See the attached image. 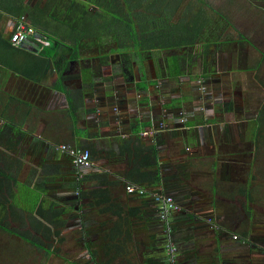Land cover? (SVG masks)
Listing matches in <instances>:
<instances>
[{"label": "crops", "instance_id": "obj_1", "mask_svg": "<svg viewBox=\"0 0 264 264\" xmlns=\"http://www.w3.org/2000/svg\"><path fill=\"white\" fill-rule=\"evenodd\" d=\"M246 1L229 0L228 8L232 13L237 11L233 17H242L248 33L235 30L234 38L223 37L217 41V31L206 29L210 39L208 37V46H204V72L189 78L196 92L197 81L203 82L205 95L199 97L191 91L184 94L178 87L173 89L172 83L178 78L166 70L165 76L152 79L157 80L154 86L137 80L136 86L143 91L138 99L119 98L112 96L113 93L101 99L99 107L104 127L93 126L95 115H88L87 104L74 105L75 80L64 73L68 68L64 76L56 71L51 46L16 47L13 68H19L18 73L0 65V99L4 101L0 103V115L19 117L23 129L33 136L11 155L14 159L27 157L25 164L34 169L33 183L42 176L44 166L61 164L59 174L62 176L67 170L60 152L56 154L48 146L62 143L80 148L87 141L95 143L94 166L105 164L104 170L111 173L112 179L121 178L129 168L130 159L128 154L115 151L119 148L117 138L129 136L130 131L138 127L141 132L156 131L154 136L146 137V141L158 145L162 184L154 189L145 188L149 194L140 196L129 194L127 183L116 194L125 203L126 213L136 211L128 228L132 238H126L125 243L118 238L108 241L103 234L94 233L93 252L98 253L85 248L78 255L63 257L64 264H97L105 257L106 248L102 246L110 248L114 256L113 244L118 242L122 246V257L117 259L124 258L128 264H171L165 253L169 241L177 248L175 264H261L264 223L255 219L252 205L256 198L261 200L258 187L261 191L260 182L264 177V0ZM25 3L31 7L35 2L25 0ZM242 11L246 15L242 16ZM213 14L218 16V21L226 23L222 22L223 16L232 26L228 16L213 6L209 23L215 19ZM16 22L4 13L0 29H4L5 36ZM140 67L145 68L141 64ZM80 75L79 84L91 80L89 69ZM129 75L135 77L132 67ZM157 86L161 87L160 93H151ZM34 100L43 102L42 106ZM62 108L70 110L73 123L81 127L77 124L75 128L57 126L53 118ZM112 109L115 110L113 117L109 116ZM72 110H78L77 115ZM181 113L187 119L184 125L180 124ZM1 121L5 123L4 119ZM162 122L166 126L164 130L159 129ZM96 135L98 137L94 138ZM37 139L41 140L40 144ZM101 139L106 142L99 141ZM109 157L112 164L107 163ZM101 161L106 162L100 164ZM50 176L52 180L57 174ZM154 192L173 196L182 206L181 212L169 217V225L160 219L158 205L151 197ZM90 214L86 217H92ZM88 221L89 227H96V221ZM71 224L68 222L66 227ZM167 228H170L169 233ZM115 262L113 264L118 263Z\"/></svg>", "mask_w": 264, "mask_h": 264}, {"label": "trees", "instance_id": "obj_2", "mask_svg": "<svg viewBox=\"0 0 264 264\" xmlns=\"http://www.w3.org/2000/svg\"><path fill=\"white\" fill-rule=\"evenodd\" d=\"M194 1L200 4L199 9L189 13L188 9L182 10L183 0H146V6L136 0H54L55 9H50L49 6L40 8L39 3L40 14L38 18L37 16L33 18L32 8L26 5L25 0H0V11H2L0 24L4 13L15 21L25 17L30 22L32 18L30 24L39 33L45 34L48 38L49 33L52 35L54 45L49 39L50 43L47 47L51 46L50 49L53 50L51 58L55 60L56 71L64 76L63 72L70 64V60L79 58L77 39H75L79 35L76 24L82 29H89L95 25L87 21L89 19L96 22L101 43L114 42L124 51L175 50L190 48L197 42L206 46L209 41L207 37L209 33L207 34L206 29L209 26V10L212 6L205 0ZM90 4H95L99 9L97 14L89 11ZM140 6L141 8L143 6L146 12H136L135 9ZM178 16V22H174V17ZM48 17L57 24H62L68 36H63L60 30L52 31L49 22L45 20ZM77 19L80 22L76 21ZM10 34L5 36L4 29H0V65L18 73L20 69L13 68L16 52L14 49L18 46H26L24 44L40 46L33 43L15 46L10 41ZM73 38L75 42L71 40ZM7 111L6 109L5 112ZM1 119H4L5 123L0 131V146L4 147V149L0 147V229L43 251L47 257L58 255L59 248L54 245V241L57 240L58 244L64 242L63 231L74 216L72 214L69 218L68 215L70 211L77 209V212H80L82 227L80 226V231L77 233L76 242L82 250L87 248L92 250L91 253L93 252L94 233L103 234L108 241L118 238L125 243L126 238H132L128 228L132 224L129 223L130 220L135 216L133 212L136 211L126 213L125 203L116 196L119 194L117 190L121 187L125 188L127 183L154 189L159 187L163 180L157 161L158 145L148 143L147 138L140 135V127L132 129L129 136L117 138L119 148L115 151L128 154L130 159L129 168L121 178L112 179L111 173L104 170L105 164L77 168L73 165L71 157L57 150L59 144H55L56 146L48 147L56 154L60 152L63 167L66 166L67 170L62 176L61 164L44 166L42 176L33 183L31 175L25 182L18 179L22 170V161L14 159L11 155L19 151L23 141H30L33 136L23 129V124L15 121V117L0 115ZM75 126L76 124L73 123L72 128ZM97 137L98 135L94 136ZM93 145L95 143L87 141L81 144L80 149L90 150L94 163L96 149ZM111 159L109 157L107 163L112 164ZM52 174L57 176H52L50 180ZM88 214L92 217H86ZM88 220L96 221V227H89ZM166 224L169 225V219ZM113 246L116 248L114 256L111 255L110 248L106 245L102 246L106 248L103 253L105 257L99 259L97 264H113L116 263L115 261H118L117 264H128L124 258L117 259L122 257L120 243ZM92 255L94 257V254Z\"/></svg>", "mask_w": 264, "mask_h": 264}, {"label": "rangeland", "instance_id": "obj_3", "mask_svg": "<svg viewBox=\"0 0 264 264\" xmlns=\"http://www.w3.org/2000/svg\"><path fill=\"white\" fill-rule=\"evenodd\" d=\"M228 1L229 0H207V2L210 5H212L215 9L216 8L220 9L224 15H227L228 19L232 23V26H230V24H227L228 21L225 20L223 16H222V19H223L222 22H226V23H221V21H218L219 20L218 16L213 14L215 19H213L212 22H210L208 24L209 26L207 27L210 30L215 29V31H217L216 32L217 35L216 33H214L215 31L213 32V35L214 34L216 35L215 39L217 41L223 39V37L227 40L230 38L231 39L234 38L233 34L235 30H243V32L245 33H248V30H249L248 27L246 28L245 24H243L244 20L242 19V17H240L239 19H237V17L235 16L233 17V15L237 14L236 13L237 11L235 12L233 10L234 13L231 12L230 7L228 8L229 6ZM238 1H244L245 3H247L246 0H238ZM86 5L88 4L86 3ZM199 5L200 4H197L196 1L194 0H183L181 4L182 10L184 8L186 10L188 9L189 13L196 12L199 9ZM53 7L54 6L52 5L50 9H52ZM89 11L94 14H97L96 10H89ZM228 11L230 12V14L227 13ZM215 14L217 13L215 12ZM244 15L246 14L244 13V11H242V16ZM88 17L92 18L91 15H88ZM178 18L179 16L174 17L173 21L178 22L179 20ZM45 20L49 22V25L51 26L52 31L60 30L63 36H68V32L65 30L64 26H62V24H57V22H55L53 19H50L49 17L46 18ZM76 21L80 22L79 19H77ZM87 21L94 23L96 25V22H92V19H89ZM76 25L78 26L77 34H79L77 35L78 37L75 38L77 39L76 41L77 46L79 48L89 47L90 49L93 48V50L94 49L97 50L98 47L96 45L100 46V43H101L100 37H99L100 35L99 33H97L98 27L94 25V26H91L89 29L87 28L82 29L81 26H79V24H76ZM12 28H13L12 26L11 28L10 27L8 28L7 35H9L10 32H12ZM207 37H209L210 39V34H208ZM49 39L52 45H54V39L50 33H49ZM73 39L71 40L75 42V39L74 40ZM104 43L105 42L103 41L101 44H104ZM81 45H87V46H81ZM104 46L105 47L103 48L102 51L104 53H109L110 51L111 54L113 55H111L109 65L103 64L100 66L97 60L93 61V63L96 64V68H95L94 73L91 72L92 74L90 75V79L94 83L95 81L98 82V85L94 86L95 87L94 93H97L99 95L103 91H108V88H111V87H108L107 84L104 85L102 80L103 79L107 80L110 77H112L113 81H110V80L107 81L109 84H111L112 88H114L115 84H120V83L123 84L121 88L122 87L124 88L123 89L124 94L118 95L117 93L114 92L112 96L119 97V98H122V96H127L130 98L138 99L143 92L142 89L140 88L139 90V88L135 86V84H126L127 83L126 76H124V74L122 73L123 70L127 73H131L129 57L127 56L128 54L125 55L126 53L122 52L123 50L120 48L110 49L109 43H105ZM112 46H115V44H113ZM164 51L167 52L166 53L167 55L165 54L166 56L161 60L163 62V68L166 70H169L172 73V76L174 78H178L176 82L172 83L173 89L179 88L180 90L179 92H182L184 94L191 91L192 94L196 95L197 93L194 90V85H192L193 80H191L193 79V77L191 76L194 74L195 76L196 75L198 76L199 74L201 75V73L204 72V69H205V57L204 56L206 55H204L205 49H204L203 43L201 42L197 43L195 47H191V48L179 49L176 51H173V49H169V50H164ZM79 55H82V52L80 50H79ZM162 55H163V52L160 53L158 52V50H156V51H152L150 54L146 53L145 57L143 58V57H140L141 55L138 54V52L133 49L130 53V57L132 58L131 65H132V70L135 72V75L139 77V79L141 78L139 76L140 74L146 75V73H148L149 75L153 74L154 76L153 78H156V79H158V77L160 76H163V75L165 76V74H160L157 68L158 60L161 59ZM208 58H210V56H208ZM179 63H181L182 65L180 66ZM140 64L141 66L145 68L141 69ZM180 67H182V69H180ZM137 73L139 75H137ZM179 73H182V75H180ZM190 77L191 79L189 80ZM156 82L157 80H154L152 84L156 85ZM144 84H147V83H144ZM160 88H161L160 86H157V88L154 87L151 93H154V94L160 93L159 92ZM207 91H209V89ZM170 92L171 91L169 89V93ZM104 98H106V96H104ZM112 101H116V100H112ZM1 102H4V101H1L0 99V103ZM34 103L38 104L40 107L43 104V102H39L36 100H34ZM12 105H11V108L14 110ZM194 105L195 104L193 103V106ZM15 121H19V117H16ZM3 126H4L3 121L0 120V128H2ZM63 128H66V127L63 126ZM43 137L44 136H41V138ZM61 139L64 140L65 137ZM102 140L106 142L104 139H101L99 141L103 142ZM37 141L40 144L41 140L37 139ZM22 158L24 157L18 158L20 161L23 162L22 170L20 172L18 179L22 182H25L30 178V175L32 174L34 169H32V167L29 166L28 164H25V162H27L26 160H28L27 157L26 159L24 158V160ZM41 171H42V168H41ZM28 174L29 176H27ZM35 174H34V177H35ZM262 176H264V173ZM243 178H245V174ZM254 184L257 190L258 183L255 182ZM260 185L263 186L261 191H260V187H258V195L261 197V200L259 198H256V201H255L256 203L252 205L254 207V213H255L253 216H255V219H258L264 223V177H263V180L260 182ZM74 213H75L74 210L70 211L68 215L69 218L72 216V214L74 215ZM262 230H264V227ZM67 232H69L70 234H68ZM77 237H78V234L72 233V230L70 231L64 230L63 231L64 242L58 244L57 240L54 241V245H56L57 248H59V254L47 257L45 256L43 251L38 250L37 248L33 247L32 245H29L28 243L24 242L18 237L13 236L7 233L5 230L0 229V264H64V261L62 260L63 257H65L66 255H70L72 257V256L79 254L82 251L79 245H77V242H76ZM10 255H13V256H10ZM259 263L264 264V257L261 256V262Z\"/></svg>", "mask_w": 264, "mask_h": 264}, {"label": "flooded vegetation", "instance_id": "obj_4", "mask_svg": "<svg viewBox=\"0 0 264 264\" xmlns=\"http://www.w3.org/2000/svg\"><path fill=\"white\" fill-rule=\"evenodd\" d=\"M35 3L31 6L32 10L34 11L32 13V17H36L38 18V13H39V3L41 5L40 8H43L44 6H49L51 7L52 5L54 6L52 9H55V3L54 0H33ZM136 1H139L141 2L143 5L146 6L147 2L146 0H136ZM134 2V1H133ZM137 3V2H136ZM89 10H96V13H97V10H99L98 8H96V5L95 4H90L89 5ZM31 10V11H32ZM136 11H141L142 13L143 12H146L145 8L142 6L139 7V8H136L135 9ZM113 44H115V46H112ZM105 44H100V46L96 45L98 47L97 50H93L90 49L89 47H84V48H79V50L82 52V55H79V58L78 59H71L70 60V64L68 65V69L64 72L65 74H69V76H71V80H75V87H73V98L75 100L74 102V105L77 106V105H86L89 107L87 108L89 111H88V115L90 114H94L95 115V119H94V122H93V126H97L98 128H100L101 126L104 127V122L101 118V112L102 110H100L101 108L99 107V103H101V99H106L108 94H114L117 93L118 95L119 94H124L123 93V87L121 88V86L123 85L122 83L120 84H115L114 88H112L111 84H109L107 81H113L112 77H110L109 79H107V81H105L106 79H103L102 82L103 84H107L108 87H111V88H108V91H103L101 92L99 95L97 93H94V90H95V87L94 86H97L98 85V82L95 81L92 82L91 80L87 81L86 83H83V84H79L77 82V80H80L79 78H81V72L84 71L85 69H89V71L91 72H95V68H96V64L93 63V61L97 60L99 65H106V64H110V59H111V52L109 51V53H104L102 50L103 48L105 47L104 46ZM204 45V44H203ZM81 46H87V45H81ZM109 46H110V49H113V48H118L117 44L114 43V42H110L109 43ZM182 49H185V48H182ZM176 50H179V49H175L173 51H176ZM132 50H126V51H122L124 53H126L125 55H127L129 57V64H130V67H132V63H131V57H130V53H131ZM160 53L163 52V55L161 57V59L158 60V71L160 72V74H164V72L166 71V69L163 68V62L161 61L167 54L165 53L164 50H160L158 51ZM148 53L150 54L151 52L147 51V52H138V54H140L141 56L140 57H145V54ZM166 54V55H165ZM181 56V55H180ZM182 57V56H181ZM182 60V59H181ZM125 62V61H124ZM123 62V63H124ZM182 65V64H181ZM124 68V66H123ZM180 69H182V67H180ZM82 70V71H81ZM80 73V74H79ZM122 73L124 74V76L128 77L126 78L127 79V83L126 84H135V86L137 85V80H139L140 82H144V83H151L152 86H154L152 84V82L154 80L153 79V74L152 75H149L148 73H146V75H139L137 73V75H139L141 78L139 79V77H137L136 75H134L135 77L129 75L130 73H127L125 72L124 70L122 71ZM92 74V73H91ZM94 75V74H93ZM149 75V76H147ZM144 76V77H143ZM144 78V80H143ZM151 79V80H150ZM197 84H198V81H197ZM199 85V84H198ZM197 85V86H198ZM197 89V96H203L205 95L206 93V89L203 91L201 90V86L199 85L198 87H196ZM114 90V91H113ZM200 90V91H199ZM102 95V96H101ZM104 96H106V98H104ZM88 100V101H87ZM87 102V103H86ZM109 105V104H108ZM107 105V106H108ZM78 107V106H77ZM73 113H75V115H77V112L78 110L74 111L72 110ZM111 115L109 116H115V110L112 109V111H110ZM70 113V114H69ZM104 113V112H103ZM102 113V114H103ZM54 120H55V124L59 127H66V128H70L72 127V124H73V119H72V116H71V111L68 110L67 108H62L60 110L57 111V114L55 115L54 117ZM75 124H77L79 126V124L76 122ZM92 126V125H90ZM81 127V126H79ZM56 145H58L57 143H55ZM54 144V145H55ZM55 145V146H56ZM74 216L73 218L71 219L72 221V224L71 225H68L66 227V229H69L71 228L70 230H72V233H78V231H80V222H81V218L79 217L80 213L75 211L74 210ZM80 218V219H79ZM10 256H13V255H10ZM13 260V259H12ZM15 261V260H14Z\"/></svg>", "mask_w": 264, "mask_h": 264}, {"label": "built area", "instance_id": "obj_5", "mask_svg": "<svg viewBox=\"0 0 264 264\" xmlns=\"http://www.w3.org/2000/svg\"><path fill=\"white\" fill-rule=\"evenodd\" d=\"M10 41L13 45L18 46L24 43H33L37 44L40 47H47L49 45V38L43 33H39L35 27H33L25 17L19 19L15 25L12 33L10 34ZM198 84L201 86V90H205L206 87L201 80L198 81ZM186 116L184 113H181V120L180 124H186ZM166 128L165 124L162 122L160 123L159 129L164 130ZM156 131L154 130H147L141 132V136L143 137H152L154 136ZM57 150L60 152H64L68 154L74 166L77 168H88L91 167L94 163L91 157V151L86 149H80L78 147H72L66 144H60L57 146ZM105 161H101L100 164H104ZM126 191L129 194H137V195H148L149 192L136 184H128L126 186ZM151 197L157 203L159 208V214L161 221H167L172 214H176L181 212L182 206L175 200L173 196L161 193V192H154L151 193ZM170 228H167V232L169 233ZM237 239V236H234ZM176 246L169 241L167 243L166 252L168 255V259L171 264H175L176 262Z\"/></svg>", "mask_w": 264, "mask_h": 264}]
</instances>
